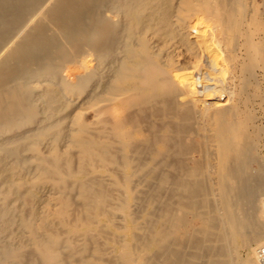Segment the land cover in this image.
Wrapping results in <instances>:
<instances>
[{
	"label": "bare ground",
	"instance_id": "6f19581e",
	"mask_svg": "<svg viewBox=\"0 0 264 264\" xmlns=\"http://www.w3.org/2000/svg\"><path fill=\"white\" fill-rule=\"evenodd\" d=\"M263 11L0 0V264H256L264 229L235 206Z\"/></svg>",
	"mask_w": 264,
	"mask_h": 264
},
{
	"label": "rangeland",
	"instance_id": "374dc122",
	"mask_svg": "<svg viewBox=\"0 0 264 264\" xmlns=\"http://www.w3.org/2000/svg\"><path fill=\"white\" fill-rule=\"evenodd\" d=\"M246 1L247 3L250 4V7L256 6L258 11L260 12L263 11L262 0H246ZM251 80H252L251 81L252 86H250L251 88L249 87L248 89V93H249L248 99L249 100L247 102L246 107H247L248 112L251 113L252 115V124L254 123L253 129H255L256 131V134H255L256 140H255V143L252 149L249 151L250 157L248 156L249 159L246 162V168H247V171L249 170L248 173L250 174L251 178H249V180H247L244 183V186L249 193L246 197H243V199L241 200V202H239V204L235 206L236 207L235 212L241 220H244V221L249 220L252 222L251 223L252 226L248 228L249 229L248 231L250 234L252 233V230H254L253 228L254 223L258 227L260 228L262 227L264 229V218L262 217L263 216L262 213L264 212V203H262V201L264 202V69L261 70L260 68H256V70L254 71V76L252 77ZM255 172L257 174H255ZM261 203L263 204V206ZM191 225H193L192 228L193 227L197 228L199 226L197 220H194ZM196 236H195L196 239L199 238L200 233L198 234L196 233ZM262 242L258 244L259 246L257 245V248H256L257 251H258V248L264 245V242L263 243ZM188 248L186 247L185 251L187 252H185L184 254L185 255L184 261H187V262H183L182 264H193V263L194 264H208L210 257L206 251H203L204 255L196 254L193 248L189 246ZM257 251H256V256H257ZM188 253H189V256H188ZM234 256H235V262L236 263L238 262V264H241V260H242L241 258L244 257L243 249H238L237 253ZM257 262H258V258H256V264Z\"/></svg>",
	"mask_w": 264,
	"mask_h": 264
},
{
	"label": "built area",
	"instance_id": "2783aa9c",
	"mask_svg": "<svg viewBox=\"0 0 264 264\" xmlns=\"http://www.w3.org/2000/svg\"><path fill=\"white\" fill-rule=\"evenodd\" d=\"M257 258H258L257 264H264V245L258 248Z\"/></svg>",
	"mask_w": 264,
	"mask_h": 264
}]
</instances>
